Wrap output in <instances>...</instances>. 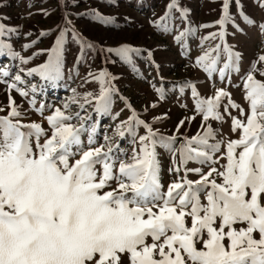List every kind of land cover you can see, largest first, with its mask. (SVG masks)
Listing matches in <instances>:
<instances>
[{
    "label": "rangeland",
    "instance_id": "1",
    "mask_svg": "<svg viewBox=\"0 0 264 264\" xmlns=\"http://www.w3.org/2000/svg\"><path fill=\"white\" fill-rule=\"evenodd\" d=\"M0 264H264V0H0Z\"/></svg>",
    "mask_w": 264,
    "mask_h": 264
},
{
    "label": "crops",
    "instance_id": "2",
    "mask_svg": "<svg viewBox=\"0 0 264 264\" xmlns=\"http://www.w3.org/2000/svg\"><path fill=\"white\" fill-rule=\"evenodd\" d=\"M182 162H183V161H182ZM158 175H159V176L157 177V174H156V178L158 179V180H156V181H157V183H158V187H159V186H160L161 175H160V173H158ZM186 179H188V181H189V180L191 181L192 177H190V178L186 177ZM186 179H185V180H186ZM182 183H183V182H182ZM179 184H180V185H179L177 188H179V187L181 188L182 184H181L180 182H179ZM201 184H202V183H201ZM203 184H204V183H203ZM177 188H176V189H177ZM194 188H195V187H194ZM194 188H193V189H194ZM196 188L198 189V186H196ZM204 188H205V187H204ZM204 188H203L204 192L207 191V190L204 189ZM192 192H193V191H192ZM147 194H148V197H149V198H148V200H146L147 203H145V204H143V205L149 204V203L151 202V201H150L151 198L154 196V195H153L154 192H152V191H150V192L148 191ZM171 195H174V200H175L177 194L174 193V194H171ZM193 197H194V192H193Z\"/></svg>",
    "mask_w": 264,
    "mask_h": 264
},
{
    "label": "trees",
    "instance_id": "3",
    "mask_svg": "<svg viewBox=\"0 0 264 264\" xmlns=\"http://www.w3.org/2000/svg\"><path fill=\"white\" fill-rule=\"evenodd\" d=\"M3 42H5V41L3 40Z\"/></svg>",
    "mask_w": 264,
    "mask_h": 264
}]
</instances>
